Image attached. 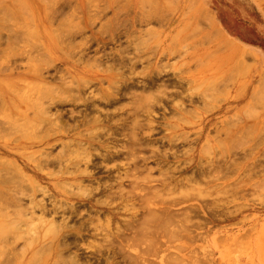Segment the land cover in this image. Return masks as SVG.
Instances as JSON below:
<instances>
[{
  "label": "rangeland",
  "instance_id": "obj_1",
  "mask_svg": "<svg viewBox=\"0 0 264 264\" xmlns=\"http://www.w3.org/2000/svg\"><path fill=\"white\" fill-rule=\"evenodd\" d=\"M15 1L13 3L12 0H0V14H2V16L0 15L2 17L0 18V39L3 38V41L6 38L10 40L13 36L15 37V33L19 37L18 39L16 36L18 39V44H15L18 47L15 46L16 50L11 44L13 40L11 39L10 41L11 47L15 51L18 50L17 54L11 48L10 50H5L8 47L7 45L3 53V49L0 46L2 49H0L2 51L0 55L1 53L5 54V56L3 55L4 57L0 56V159L2 162L11 160L19 167H22L25 163L34 165L31 162L40 159L39 154L43 153L41 151L47 152L49 149L48 151H50L52 156L60 151L65 152V147H67L66 152L67 149L70 150L71 148H73L71 149L72 151H75L74 149L79 150L78 144H76L79 139L76 138V135L81 131L85 135L96 132L105 133V131H114L116 135L121 132L120 134L124 135L130 129H126V127L122 129L118 124L122 118H126L127 124L134 117H137L136 120L139 119L140 123L146 124V121L149 120L152 124L150 126L146 124L148 127H142L143 131L141 130V132L145 135L151 134L154 138L158 137L160 139L153 144L155 147L157 143L156 147H159L158 150H177L178 156L176 162L173 160L175 168L171 161L166 164L167 167H165L166 165L162 166V169H166V174L163 170L159 172L157 168L152 170L151 176L153 178L150 176V185H157L158 180L161 179L160 173L162 175L164 173L165 176H162L164 178L169 175L167 172L170 171L171 174L173 168L175 170L174 175H176L175 179L178 181L175 184V180H173L168 186L162 188L164 192H159L155 200H167L171 197L181 198L178 204H173L169 208H172V210L178 209L179 213L192 215L190 223L196 224V228L192 229L198 232V236L197 233L192 232L196 236L189 234L190 236L187 235V237L189 236L190 238L187 239L180 236V238L178 237L179 239H176L177 241L171 242L172 245L181 244L178 249L173 247L170 249V246L169 249L165 250V245L169 241L166 243V237H163L162 240L165 242L160 239L161 249L159 247L158 252L155 255H150L149 258L157 264H177L175 259L179 260V257L181 259L185 257V263L180 259L178 264H182L181 262L186 264L188 262V257H186L188 253L189 256L195 255L193 257L190 256L194 261L198 257V262H195V264H264V82L263 84L259 82L261 77L262 79L264 78V71L262 70L264 69V0H157V2L154 0V3H152V0H43L45 3L42 0ZM155 7L159 9L158 12ZM2 10H6L5 13ZM10 34L11 38L8 37ZM59 38L62 40H59ZM205 38L208 42L199 43L201 39ZM64 39L66 40L62 43ZM224 41L225 46L221 44ZM226 43L228 44L226 45ZM0 44L4 48V43L0 42ZM216 45H223L224 48L222 49L221 46H218L220 47V49L217 47L219 51L213 53L212 50H216ZM210 50L211 52H209ZM228 54H232L235 56L234 59L237 60L232 59V63L230 61L227 63L225 55ZM205 55H208V57L205 58ZM42 58L46 62L40 61ZM224 61L226 62L224 63ZM238 61L241 64H237ZM244 61L249 66H245ZM233 63L234 65L236 63L235 68L237 71L231 70L229 72L230 68L233 67L234 69ZM35 64L37 66L33 67L32 65ZM54 64L57 66L59 64V66L57 67ZM222 64L227 65L224 66ZM39 65L45 69V72L40 70L44 78L40 76V73L38 74L40 77L36 74ZM237 65H239V68ZM111 67L116 71L115 74L113 73L114 71L111 72ZM31 68H36L37 72L35 73V69L31 71ZM100 68H107L106 72L104 71L105 69ZM108 68L110 72H108ZM226 68L228 69L227 71ZM8 69L10 70L8 71ZM12 69H15V71ZM24 69L27 72H33L34 75L22 72ZM97 69L103 70L105 73L99 72L100 70L98 71ZM54 72L56 73L54 74ZM232 72L233 74L237 73L236 76L232 75ZM112 73L114 75H111ZM49 74L56 76L53 77ZM216 75L219 78L222 75H226V78L224 77L221 80L218 78V81L215 82L214 77L216 79L218 77ZM60 76L63 80H60L61 78L58 79ZM78 77H81V79ZM154 77L158 79L157 81L155 80L157 83L151 82L150 79H154ZM86 79L88 84L83 93L85 96L93 94L94 97H97L107 95V93H113L112 95H114L116 89H119L120 94L118 93L114 96V98H119V101L115 102V104L113 103L112 106L111 104L104 105L98 102L97 108L99 110H87L89 112L87 113L88 117H92L94 114H99L102 117L105 112H111L113 115L111 113L110 115L115 116L111 118L110 124L112 122L115 126H118L116 129L114 126L112 128L105 123L80 125L79 121L84 113L81 100L77 99L78 101H75V99L74 102H71L72 104L64 101L69 91V94L72 93L70 96L75 97L74 91L66 90L68 84L74 87L76 86L75 84L81 85ZM223 79L227 80L224 83L228 84L227 86H224ZM10 80L14 83H11ZM53 80L56 82H53ZM58 80L63 81V83L57 82ZM64 80L67 82L65 81V83ZM34 82L37 86L34 90L35 92L38 91L36 93H39L37 94L39 97L35 96L36 93L32 84ZM36 82H40V89H38L39 86ZM147 83H149L148 87ZM43 84L45 85L43 86ZM125 84L126 88H124ZM7 85L12 86L14 92H12V87L8 88L12 89L11 91L8 90ZM51 85H59L58 87L61 89L64 88L63 92L60 88V91H55V89H52L54 86ZM1 87L3 88L1 89ZM39 91L42 94L41 96ZM122 91H125V93L121 95ZM53 92L54 94L58 93V98L63 93L66 96L60 98L61 100L58 98L56 100L54 94V97L49 95H52ZM45 94L48 96L46 97ZM84 95L81 94L80 96ZM41 97L43 102H45L44 99L46 98L47 101L43 103ZM54 100L57 102L55 103ZM58 100L61 101L60 106H58L60 104ZM62 100L64 101L63 103ZM40 101L42 103L40 106L43 107L44 105L43 108L40 106L38 108V102ZM32 102L37 108L31 107ZM52 102L55 103L53 104L56 107L51 104ZM139 103L141 104L140 106L144 105L143 107L150 108L151 115L149 116L151 117L146 118L145 112L140 110L132 111L133 106L139 105ZM47 106L50 108L48 109ZM40 110L41 112L45 110L47 114L45 112L42 114ZM90 113L93 115L89 116ZM36 114L37 118L45 119V116H47L53 120L49 123L45 121V124L44 121H41L42 125L39 124L36 129L34 128L33 133L30 128L31 125L29 123H27L29 125H25V123L28 122L26 121L27 119L33 125L36 121L39 122V119L33 120ZM32 120L35 122H32ZM65 120L69 125L68 127ZM73 123L74 126L77 124L79 126L77 125L74 128V126L72 127ZM45 128L47 133L44 132ZM67 129H71V132L66 131ZM40 130L46 135L54 132L57 134L58 132L59 134L68 132L70 137L38 144L40 138L44 137L41 136L44 134H41ZM136 130L138 134L141 133L140 129ZM28 131L30 133L26 135ZM239 131L249 132L246 133L247 137L242 132L245 136L244 138V136L240 137L242 133L240 132L239 134ZM23 133L24 136H22ZM102 133H98V136L101 134L100 138L98 137L100 140L103 139ZM39 134H41L40 138L37 137ZM115 134L113 137L118 139L116 140L118 144L115 143L118 146L124 141H121L122 135L116 136ZM169 135H176L180 138L178 142L176 141V147L166 143L167 140H163V136ZM161 137L163 138L162 140ZM69 139V142L73 143L74 147L70 148L72 145H64L65 147L62 145ZM161 141L162 146L160 145ZM52 143L53 145L51 146L50 144ZM85 144L89 151L94 149L91 152L93 153L94 162V153H96V149L99 150V148L95 149V147H99V145L97 142H86ZM107 144L112 145V143ZM75 146L78 148H75ZM200 148L207 151H201ZM148 149L150 148L146 147V152L145 149H138V153L141 152V154L147 156L150 151ZM6 152H11L14 156H9ZM3 157L7 160H3ZM95 159L98 160L97 157ZM99 160L98 162L96 161L98 163L97 167L90 165L88 170H94L93 177L100 178V182L105 180V177H103L104 172L101 171L104 165L111 166L109 164L116 165L117 163V166H112L118 167L119 170L121 169L119 165L124 166L121 164L126 162V159H115L108 162ZM151 161L149 159L147 165L152 166V168L156 167ZM214 165L216 167L213 168ZM49 167L43 168V172L51 171V167ZM53 167L56 171H52L57 173L58 168L56 166ZM83 167V164H80V168ZM125 167L122 168L124 169ZM4 168L1 169L0 167V173L3 170L2 174L5 173L3 178L10 179L8 173L11 172L7 168H5V172ZM97 168H100L101 172ZM211 168L218 173H213ZM123 169L122 172L124 171ZM201 170H205L203 171L205 177L199 178L197 173L200 174ZM116 171L115 169L114 172ZM211 171L214 174L213 176L217 174L216 176L219 177L213 182L216 184H213L214 186L209 184V180L213 179ZM2 174H0L1 178ZM24 174H27L28 178L24 177L27 181L20 180L18 177L10 180L12 186L17 185V183L21 185L19 187L21 190L15 188L18 186H13L14 190H12L14 192L9 189L12 188L10 187L11 185L6 184L10 181L5 178L6 181H4L0 178V181L6 182V185L0 182V223L3 221L5 224L9 222L16 224V227L12 224L13 226L11 225L7 232V228L4 227L6 225L3 226L4 228L2 227L3 229L0 228V231H4L6 228L5 233L3 235L2 233L0 234V264H70L69 252L63 253L58 250L57 243L60 238L58 237L57 239L55 232L52 233L46 227L45 221L50 216L46 215L41 220L39 219V210L37 208L31 210L28 207V194H30L31 190L30 188V190L28 189V186L30 187L29 184H31L30 180L34 179L33 181H37L40 186L49 188H52L51 184L53 181L54 183L60 182L53 179L47 181L40 179L34 171H29V169H25ZM140 176L145 181L142 178L143 174H140ZM140 176L136 174L137 178ZM187 176H193L194 179L197 177L196 181L199 178V183H181L186 181ZM94 178L84 181L82 186L85 184L88 186L89 183L92 185L95 181ZM205 179H209L207 180L208 183L207 181L204 182ZM127 180L124 179L123 187L126 190H130L131 186L127 183L129 182ZM138 181L139 183L142 182L141 180ZM61 183L66 185L63 181ZM196 184L198 185L197 188L201 187L200 191L196 187L194 189ZM91 185L88 187H94ZM1 186H4L6 190ZM59 187L61 188L60 185ZM160 187L158 186L157 188L160 189ZM66 188L69 187L66 186ZM8 189L11 194L17 191L15 196L18 195L21 198L20 201H17L14 198L15 196L12 197L13 194H8ZM15 189L17 190L15 191ZM147 190L150 191V189ZM151 190L153 191V189ZM144 191L146 193V189ZM7 194L11 197L9 198ZM47 194L41 191L34 192L35 199H41L48 205L49 200L52 202L54 200L49 198ZM94 195L95 198L104 197L100 194ZM57 197L59 200H64L62 196ZM9 199L13 203L8 202ZM68 200L71 203H75V205L80 204L77 203L75 198H69ZM134 201L139 206L137 199H134ZM132 202L133 200L127 201L130 204ZM83 203L85 202H82L80 207L77 206L78 210L81 207L85 208V210H94V208L89 207V204L86 207L85 205L82 206ZM127 205L128 208L131 207L129 204ZM78 210L77 214L73 213L75 217L72 214L68 215V213L66 215L67 225L69 224L68 226L72 227V232L78 229L79 221L84 220L86 216L84 215V212H86L84 209L83 211L80 209L79 211L82 212L79 214ZM118 216L120 217L115 218L113 226L117 225L120 228L122 226L121 229H123L125 226L123 222H119V218L122 221L129 218L130 211ZM54 219L60 222V215L56 214ZM52 235L55 237L53 238ZM50 236L53 238L51 241ZM94 240L96 241L95 238L88 237L82 241H77V248L72 245L70 248L71 252L83 254L84 256L80 262L87 261L88 264H123L119 257L116 258L119 262L107 263L100 253H89V251H94V248H92V246L95 247L94 243L96 242ZM86 247L88 248L85 249ZM175 253L178 255H175ZM200 254L203 256L207 255L206 259L208 260L205 257V262L201 260L202 256ZM160 258H163L164 261L160 262ZM200 260L201 262H199ZM194 261L191 263L194 264Z\"/></svg>",
  "mask_w": 264,
  "mask_h": 264
},
{
  "label": "bare ground",
  "instance_id": "obj_2",
  "mask_svg": "<svg viewBox=\"0 0 264 264\" xmlns=\"http://www.w3.org/2000/svg\"><path fill=\"white\" fill-rule=\"evenodd\" d=\"M13 1V3H14V1L15 0H12ZM17 1V0H16ZM15 1V2H16ZM43 1V0H42ZM151 1V0H150ZM154 0H152V3H154L153 2ZM19 2V1H18ZM44 2V1H43ZM156 2H157V0H156ZM155 2V3H156ZM45 3V2H44ZM17 5V4H16ZM16 5H13V6H16ZM45 6V5H44ZM5 8V7H4ZM49 8V7H48ZM156 8V10H157V12L159 11V9L157 8V7H155ZM1 10V9H0ZM4 13H5V11L6 10H2ZM2 12V13H3ZM1 13V12H0ZM4 13H3V15H4ZM8 13V12H7ZM6 13V14H7ZM29 13H30V10H29ZM1 16H2V14H0ZM11 16V15H10ZM0 18H2V17H0ZM47 21V20H46ZM14 23V22H13ZM13 23H10V24H13ZM31 24H33V23H31ZM61 28H62V25H61ZM64 28H66V27H64ZM58 29V28H57ZM56 30V29H55ZM73 31V30H72ZM61 32V31H60ZM68 32H69V30H68ZM70 32H71V29H70ZM69 32V33H70ZM15 33V32H14ZM13 33V34H14ZM12 34V33H11ZM11 34H10V36H8V37H10L11 38ZM15 35V37L13 36V38H11L13 41H11V39L10 40H7V38H6V40H4L3 41V38H1L0 39V42H2V43H4V48L2 47L3 45H1L0 44V46H1V48L3 49H1L2 51H3V53L5 52L4 51V49H5V46L7 47L5 50H10V48L11 49H13V51L16 53V52H18V50L17 51H15L16 50V48H15V46L17 47V45H15L16 43L18 44V39H19V37L16 35V33L14 34ZM16 36H17V38H16ZM214 36H215V34H214ZM217 36V35H216ZM63 38H65V37H63ZM204 38V37H203ZM207 38V37H206ZM205 38V39H206ZM14 39H16L15 41H14ZM200 39V38H199ZM201 39L200 41H199V43L200 42H203V43H206V42H208V40L206 39ZM210 39H212L211 37H210ZM2 40V41H1ZM59 40H62L61 38H59ZM66 39H64L63 41H62V43H64V41H65ZM6 41H7V44H6ZM10 41L12 42L11 44L13 45V47L15 48V50H14V48L13 47H11V45H10ZM198 41V40H197ZM205 41V42H204ZM214 41V40H213ZM8 42H9V44H8ZM14 42V43H13ZM61 42V41H60ZM198 43V42H197ZM230 43V42H229ZM66 44V43H65ZM64 44V45H65ZM210 44H211V42H210ZM221 44H224V46H225V41L223 42V43H221ZM228 43H226V45H227ZM201 45V44H200ZM10 46V47H9ZM218 46H221V48L223 49L224 48V46L223 45H218ZM217 45L215 46V49L216 50H212V52L214 53L215 51H219L218 49H217V47H218ZM223 46V47H222ZM239 46V45H238ZM66 47V46H65ZM227 47V46H226ZM228 47H229V45H228ZM233 47H234V45H233ZM236 47V46H235ZM240 47V46H239ZM238 47V48H239ZM18 48V47H17ZM67 48V47H66ZM219 49H220V47H218ZM241 48V47H240ZM208 49V48H207ZM212 49V48H211ZM226 49V48H225ZM233 49V48H232ZM235 49V48H234ZM19 50H21V49H19ZM242 50V49H241ZM2 51H0V52H2ZM45 51H47L46 49H45ZM238 51H240V50H238ZM208 52V51H207ZM209 52H211V50L209 51ZM208 52V53H209ZM221 53H222V51H220ZM245 52V51H244ZM13 53V52H12ZM208 53H205V54H208ZM217 53V52H216ZM215 53V54H216ZM219 53V52H218ZM230 53V52H229ZM17 54V53H16ZM41 55H42V53H40ZM45 54V53H44ZM50 54V53H49ZM5 56V54H2L1 53V57H4ZM37 55H39V54H37ZM48 55V54H47ZM70 55H71V53H70ZM218 55V54H217ZM245 55V54H244ZM243 55V56H244ZM51 56V55H50ZM53 56V55H52ZM206 57L205 58H207L208 57V55H205ZM216 56V55H215ZM242 56V57H243ZM247 56V55H246ZM210 57H212V56H210ZM239 57V56H238ZM237 57V58H238ZM6 58V57H5ZM52 58V57H51ZM225 58H227V63H228V61H230L231 63H232V59H234L235 58V56H233L232 54H228V55H225ZM44 58H42V60H40V61H44L43 60ZM209 59V58H208ZM113 60V59H112ZM234 60H237V59H234ZM60 61H62L61 59H60ZM226 61H224V63L226 62ZM44 62H46V60L44 61ZM43 62V63H44ZM211 62V61H210ZM245 62V61H244ZM114 63V62H113ZM213 63V62H212ZM222 63V62H221ZM220 63V64H221ZM238 63H240L239 61L237 62V64ZM110 64H112L111 62H110ZM218 64H219V62H218ZM241 64V63H240ZM239 64V65H240ZM243 64V63H242ZM246 64V62L244 63V65ZM55 65V64H54ZM222 65H224V66H226L227 64H222ZM221 65V66H222ZM234 65V63L232 64V66ZM235 65H236V63H235ZM235 65H234V69H233V67L232 68H230V71L229 72H231V70L233 71V70H235V71H237V69L235 68ZM239 65H237L238 66V68H239ZM243 65V66H244ZM33 67L35 66H37V64H35V65H32ZM40 66V65H39ZM37 67L38 69H37V71H36V68H31V71L33 70L34 71V69H35V73L38 75L39 73H40V70H45V69H43V68H41V66L40 67ZM55 66H57V65H55ZM58 66H59V64H58ZM57 66V67H58ZM224 66H223V70H224ZM236 66V67H237ZM245 66H249L248 64H246ZM31 67V66H30ZM88 67H89V65H88ZM108 67H110V66H108ZM218 67V66H217ZM113 67H111V69H112ZM214 68H216V67H214ZM219 68H220V66H219ZM228 68V67H227ZM226 68V71L229 69H227ZM27 70H28V68H26ZM47 69V68H46ZM91 69V68H90ZM100 69H105V68H100ZM100 69H97L98 71L100 70ZM107 69V68H106ZM106 69L104 70L105 72H106ZM217 69V68H216ZM221 69V71H222V68H220ZM220 69H217V70H220ZM5 70V69H4ZM10 69H8V71H9ZM13 70V69H12ZM27 70L25 71V69H24V71H22V72H27ZM96 70V69H95ZM108 70H109V68H108ZM107 70V71H108ZM263 71H264V69H262ZM1 71H3V70H1ZM8 71H6V72H8ZM13 71H15V69L13 70ZM54 71V70H53ZM103 70L101 71H99V72H104ZM114 70L112 69L111 70V72H113ZM5 72V71H4ZM45 72V71H44ZM48 72V71H47ZM104 72V73H105ZM108 72H110V70L108 71ZM115 72L116 71H114L113 73L115 74ZM120 72V71H119ZM119 72H117L118 74H120ZM218 72V71H217ZM220 72V71H219ZM223 72V71H222ZM27 73H30V72H27ZM42 73V72H41ZM40 73V76H43V73L41 74ZM56 72H54V74H55ZM111 74V75H114V74ZM228 73V72H227ZM30 74H32V75H34V73L32 72V73H30ZM47 74V73H46ZM54 74H52V75H50V76H56V75H54ZM237 74V73H236ZM236 74L234 73L233 74V72H232V75H235L236 76ZM37 75H35V76H37ZM49 75H48V77H49ZM157 75V74H156ZM231 75V74H230ZM261 75V74H260ZM264 75V74H263ZM14 76V75H13ZM39 75H38V77H40ZM78 76V75H77ZM80 76H81V74H80ZM216 76H218V75H216ZM219 76H220V74H219ZM219 76L217 77V79H216V77H214L215 78V82H217L218 81V78H219ZM226 75H222V77H220L219 78V80H221L222 78H224ZM20 77V76H19ZM58 77V76H57ZM82 77H83V74H82ZM156 77V76H155ZM154 77V79H150L151 80V82L152 83H154V82H156L158 79H156ZM230 77V76H229ZM232 77H234V76H232ZM11 78H13V77H11ZM21 78H22V76H21ZM28 78V77H27ZM30 78V77H29ZM35 78V77H34ZM42 78H44V76L42 77ZM51 78V77H50ZM61 78V79H60ZM78 78H80L81 79V77H78ZM213 78V79H214ZM226 78V77H225ZM227 78H228V76H227ZM235 78V77H234ZM233 78V79H234ZM1 79V78H0ZM39 79H41V78H39ZM47 79V78H46ZM46 79H45V81H46ZM56 79V78H55ZM58 79H60V80H63L62 79V77L60 76ZM76 79V78H75ZM12 80V79H11ZM10 80V82L11 83H14V82H12ZM35 80H37V79H35ZM47 80H49V79H47ZM51 80V79H50ZM60 80H58L57 82H62L63 83V81H60ZM156 80V81H155ZM52 81V80H51ZM66 80H64V82H65ZM70 81V80H69ZM84 81V80H83ZM82 81V82H83ZM223 84L227 81V80H224L223 79ZM258 81V80H257ZM257 81H255V82H257ZM262 81V82H261ZM19 82H20V80H19ZM22 82H24V81H22ZM41 83H42V81H40ZM40 82H36V83H38L37 85L39 86V88L38 89H40L41 87H40ZM53 82H56V81H54L53 80ZM67 82V81H66ZM65 82V83H66ZM235 82V81H234ZM260 82V84H263V82H264V78L262 79V77H261V80L259 81ZM28 83V82H27ZM30 83V82H29ZM61 83V84H62ZM68 83H70V82H68ZM81 83V82H80ZM157 83V82H156ZM9 84V83H8ZM33 84V86H34V88H33V90L37 87L36 86V84H35V82L34 83H32ZM35 84V85H34ZM87 84H88V81H87V79H86V81H84L83 83H81V85H77V84H75L76 86H74V87H71V86H69V84H68V87L66 88V90H72V91H74L75 92V97L74 96H70V94H72V93H70L69 94V92L67 93L68 95L66 96V94L65 93H61L60 92V94H62L61 95V97L59 96V98L57 97V95H58V93L57 94H54V92L52 93V95L51 94H49L50 95V97L51 96H53V94H54V96H56L55 98H56V100H57V98L58 99H60V98H62V97H64V96H66L64 99V101H67L68 103L70 102H74V100L75 101H78L77 99H80L81 101V103H82V109L84 110V113L82 114L83 116H82V118L80 119V125H88V124H101V123H105L106 125H109V126H114V128L116 129V127H118V126H115L112 122H111V124H110V120H111V118L112 117H114V116H112V115H110V113L108 112H105L104 114H103V118L102 117H100L99 116V114H97V115H93V114H91L90 113V115L89 116H91V115H93L92 117H88L87 116V113H89V112H87V110L89 111V110H92V109H96V111L97 110H99L98 108H97V103L99 102V103H103L104 105H110L111 104V106H112V104L114 103L115 104V102H117V101H119V98H114V96L115 95H117L118 93L120 94V92H119V89L117 88L116 89V93L114 94V95H112V94H109V93H107V95H104V96H97V97H94V95L92 94V95H89V96H85L83 93H84V91H85V88L87 87ZM148 85H147V87L149 86V83H147ZM257 85H259L258 83H256ZM45 84H43V86H44ZM63 85V84H62ZM61 85V86H62ZM227 86L228 84H224V86ZM8 87H7V89L10 87L9 85H7ZM32 86V87H33ZM51 86H54V88H52V89H55V91H60V87H58L57 85H51ZM50 86V87H51ZM146 86V85H145ZM12 87V86H11ZM10 87V88H11ZM58 87V88H57ZM3 87H1V89H2ZM6 88V87H5ZM13 88V87H12ZM60 88V89H59ZM114 88V87H113ZM112 88V89H113ZM124 88H126V84H125V86H124ZM128 88V87H127ZM64 89V88H63ZM63 89H61V91L63 90ZM8 90H10V89H8ZM12 90V89H11ZM10 90V91H11ZM42 90V89H41ZM40 90V91H41ZM39 91V92H40ZM114 91V90H113ZM8 92V91H7ZM12 92H14V88H13V90H12ZM34 92H35V90H34ZM36 92H38V91H36ZM35 92V93H36ZM63 92V91H62ZM64 92H66V91H64ZM123 92V91H122ZM56 93V92H55ZM125 93V91L123 92V93H121V95L122 94H124ZM37 94H39V93H36V97L38 96ZM59 94V95H60ZM84 95V96H80V95ZM3 95V94H2ZM42 94H41V92H40V96H41ZM44 95V94H43ZM46 95V94H45ZM74 95V94H73ZM253 95V94H252ZM48 95H46V97H47ZM53 96V97H54ZM120 96V95H119ZM39 97V96H38ZM43 98H45L44 96H42ZM41 97V98H42ZM52 97V98H53ZM123 97V96H122ZM122 97H121V99H122ZM43 98L41 99V101L43 100ZM49 98V97H48ZM52 98H50V99H52ZM38 99V98H37ZM4 100V99H3ZM35 100H36V98H35ZM34 100V101H35ZM45 100V102L47 101V98L46 99H44ZM61 100V99H60ZM60 100H58V103H59V101ZM145 100V99H144ZM33 101V102H34ZM38 101H39V99H38ZM41 101L40 102H38V108H39V106L40 105H42V103H41ZM55 101V100H54ZM63 100H62V103L64 102ZM33 102H32V105H34L33 104ZM43 102V101H42ZM45 102H43V103H45ZM57 101H55V103H56ZM66 102V103H67ZM139 102V101H138ZM145 102V101H144ZM35 103V102H34ZM41 103V104H40ZM54 102H52L51 104L52 105H54L53 104ZM98 103V104H99ZM141 103V102H140ZM139 103V105H136V106H133V109H132V111H134V112H136V111H143V112H145V116H146V118L147 117H151V116H149V115H151V113H150V108L149 107H143L144 105L146 106V102H145V104L143 105V106H140L141 104ZM149 103V102H148ZM72 104V103H71ZM134 104V103H133ZM31 105V107H33V108H37V106L35 107V105L34 106H32ZM37 105V104H36ZM61 105V101H60V104L58 105V106H60ZM135 105V104H134ZM150 105V104H149ZM50 106V105H49ZM55 106V105H54ZM53 106V107H54ZM40 107H42V106H40ZM43 107H44V105H43ZM42 107V108H43ZM45 107H46V105H45ZM48 107V106H47ZM56 107V106H55ZM54 107V108H55ZM123 107V106H122ZM131 107H132V105H131ZM50 107H48V109H49ZM59 108V107H58ZM57 108V109H58ZM140 108V109H139ZM142 108H143V110H142ZM56 109V108H55ZM81 109V110H82ZM120 109V108H119ZM36 110V109H35ZM80 110V111H81ZM122 110H123V108H122ZM40 112H41V110H40ZM43 112H45L46 113V111L45 110H43ZM43 112H41L42 114H43ZM95 113V112H94ZM114 113V112H113ZM35 114V113H34ZM47 114V113H46ZM45 115V114H44ZM58 115V114H57ZM136 115V114H135ZM39 116V115H38ZM43 116V115H42ZM41 116V117H42ZM111 116V117H110ZM47 116H45V119L44 118H37V114L35 115V118L33 117V120H40L39 122L38 121H33L32 120V122H35L34 123V125L32 124V123H30V121H29V119H27L26 121H28V122H26L25 123V125H31V131L33 132L36 128H37V126L39 125V124H41V121L43 122L44 121V124H45V121H46V123H49L50 121H52L50 118H46ZM71 118V117H70ZM44 119V120H43ZM126 118H122L121 120H119L120 122L118 123L120 126H121V128L123 129H125V127H126V129H130L129 130V132L128 133H126V134H124V135H122V134H120L121 132H119V133H117L118 135H122V138H121V141H124L122 144H120V145H116V144H118V143H116V140H118L116 137H113L114 136V134L116 133V132H110V131H105V133H102V132H96V133H93V132H90V133H93V134H87V135H85V133L83 132V131H81L79 134H77L76 135V138H78L79 139V141H77V143L76 144H78L77 146L79 147V150L78 149H74L75 151H72L71 149H73V148H71V147H74L72 144H71V142H69L70 141V139L69 140H67V142H64L62 145L64 146V145H66V146H69V145H72V146H70V150L69 149H67V152H66V148L67 147H65V152L64 151H60L58 154H55V155H50V151H48L47 150V152H44V151H41V152H43V153H41V154H39V156H40V159L38 160H36V161H33V162H31V163H33L34 165H31V164H29V163H25L24 165H22V167H19L16 163H14V161H11V160H8V161H6V162H2V160L0 159V167H1V169L3 168V167H5V168H7L8 169V171L9 172H11V173H8L9 174V176H10V179H8V178H6V177H4L6 180H13L12 178H14V177H18L20 180H22L23 179V181H27V180H25L26 178H28L25 174H24V172H25V169H29V171L31 170V171H34L35 172V174H36V176H38L40 179H44V180H50V179H53V180H57V182H65V184L66 185H64V184H60V183H54V181L52 182V184H51V187L52 188H49V187H44V186H40V184H38L37 183V181H33V180H30L31 181V184H29V183H27V184H29L30 185V187L28 186V189L30 190V194H28V207L31 209V210H34V208H37L38 210H39V212H40V216H39V219H43V217L44 216H46V215H48V216H50V218L48 219V220H46L45 221V224H46V227H48L47 229L48 230H50L52 233L53 232H55V234H56V236H57V239H58V237L60 238V240L58 241V245H57V247H58V250L59 251H62L63 253L64 252H69L68 253V257H69V260H71V262H70V264H88L87 263V261H84V262H80L81 261V259L83 258V254L81 255V253L79 252V253H75V252H71V246L73 245L74 246V248H77V241H82V240H84V239H86V238H88V237H93V238H95L96 239V241L94 240V242H96V243H94L95 244V247L94 246H92V248H94V251H89V253H93V252H97V253H100L101 255H102V258H104L105 260H106V262L107 263H112V262H114V261H116V262H119V261H117L116 260V258L117 257H119V258H121V261H122V263L123 264H157V263H154L155 261H152V259L151 258H149V256L150 255H155L157 252H158V249H159V247H160V239L162 240V238L163 237H166V243L169 241V243H173V241H177L176 239H179L180 238V236H182V238H184V237H186L185 239H187V238H190L189 236L192 234V236H196V234L195 235H193V233L192 232H194V233H197V236H198V232L197 231H193L194 229H192V228H196V224L194 225V224H191L190 223V218H191V216L192 215H188V214H185V213H179V210L177 209H175V210H172V208H169V206H171L172 207V205L173 204H178L180 201H181V198H175V197H171L170 199H167V200H162V199H158V200H155L156 199V197L158 196V193L159 192H164V189H162V188H164V187H166V186H168L169 184H170V182L171 181H173V180H175V184L176 183H178V181L175 179L176 177V175H174V172H175V170H173L175 167V165H174V162H173V160H175V162L177 161L176 159H177V150L176 151H173V150H166V151H163V150H158V148L156 147L157 146V143H156V146L154 147V143L158 140H160V139H158V137L157 138H154L153 137V135H151V134H147V135H145L144 133H142L141 132V128L143 127H145V126H150V124H152L149 120L148 121H146V124L145 123H140L138 120H136L137 119V117H134L132 120H130L129 121V123L127 124V120H125ZM66 121V120H65ZM64 121V122H65ZM27 123H29V124H27ZM63 123V122H62ZM66 123H67V121H66ZM65 123V124H66ZM75 123V122H74ZM74 123H73V125H72V127L74 126ZM78 123V122H77ZM113 124V125H112ZM117 124V123H116ZM143 124H144V126H143ZM42 125V124H41ZM71 125V124H70ZM78 126H79V124H77ZM76 125V126H77ZM44 126V125H43ZM69 125H68V123H67V127H68ZM76 126H74V128H76ZM147 126V127H148ZM45 127V126H44ZM43 127V128H44ZM35 128V129H34ZM39 128V127H38ZM82 128H83V126H82ZM113 128V127H112ZM34 129V130H33ZM41 130H43L42 128H40ZM80 129V128H79ZM136 129H140V132L142 133H140V134H138V132H136L137 130ZM40 130V131H41ZM71 130V129H70ZM70 130H66V131H70ZM103 130V129H102ZM76 131V130H75ZM143 131V130H142ZM42 132V131H41ZM44 132H46V128L44 129ZM71 132V131H70ZM73 132V131H72ZM79 132V131H78ZM78 132H75V133H78ZM86 132V131H85ZM88 132V131H87ZM240 132L241 131H239L238 133L240 134ZM242 132H244V131H242ZM241 132V133H242ZM249 132V131H248ZM247 131H245L244 132V135L247 137V134L246 133H248ZM27 133H30L29 131L28 132H26V135H27ZM34 133V132H33ZM47 133V132H46ZM82 133V134H81ZM84 133V134H83ZM98 133H102V140H100V139H98V137L99 136H101V134L98 136ZM41 134H44V135H41ZM41 134H39L37 137H39L40 138V135L41 136H44V137H42V138H40V142H38V144L39 143H42V144H45V143H48L49 141H53V140H57V139H60V138H63V137H70L69 136V134H68V132H66V133H61V134H59V132H58V134L57 133H52V134H45V133H41ZM105 134V135H104ZM116 135V134H115ZM118 135H116V136H118ZM243 135V133H242V136H240V137H243L244 136ZM249 135V134H248ZM22 136H24V133L22 134ZM105 136V137H104ZM245 136H244V138H245ZM26 137H28V136H26ZM123 137H124V139H123ZM263 137V136H262ZM262 137H259V138H262ZM100 138V137H99ZM164 138V139H163ZM163 138L161 137V140L163 139V140H167L166 141V143H168L169 145H175V147H176V145H177V142H178V139H180L178 136H174V135H169V136H163ZM182 138V137H181ZM258 138V139H259ZM37 139V138H36ZM36 139H35V141H36ZM183 139H184V137H183ZM74 140V139H73ZM18 141V140H17ZM177 141V142H176ZM70 144H69V143ZM75 142V141H74ZM86 142H89V143H91V142H97L98 143V145H99V147H95V149L96 148H99V150H97L96 149V153H94V155L98 158V160L99 159H101L102 160V162H104V161H106V162H108V161H110V160H115V159H126V162H124L123 164H121V165H124V166H120L119 164V168L121 167V169H119L118 170V167H114V166H117V163H116V165L115 164H109V165H111V166H106V165H104V168H102V170L101 171H103L104 172V176L103 177H105V180H103V181H101L100 182V178L98 179V178H94L93 176H94V170L93 171H91V170H88V168L90 167V165H94L95 167H97L98 166V163H96V161L98 162V160L97 159H95L96 157L94 156V162H93V156H92V154L93 153H91V152H93V150L92 151H89L88 150V147H87V145L85 144ZM107 143H112V145L110 144V145H108ZM116 143V144H115ZM161 144V146H162V141L160 142ZM51 146L53 145V143L52 144H50ZM49 145V146H50ZM86 145V146H85ZM90 145V144H89ZM88 145V146H89ZM101 145V146H100ZM50 146V147H51ZM62 146V147H63ZM143 146V148H141ZM149 146V147H148ZM150 146H152V147H150ZM49 147V148H50ZM78 147H76L75 146V148H78ZM146 147L147 148H150V149H148V150H150L149 151V154H147V156H145V155H143V154H141V152L140 153H138V149H145V152H146ZM205 147V146H204ZM1 148V147H0ZM45 148H47V147H45ZM172 149H173V147H171ZM170 148V149H171ZM201 148H203V147H201ZM200 148V149H201ZM10 149V148H9ZM14 150V149H13ZM51 150V149H50ZM76 150H77V152H76ZM102 150V151H101ZM142 150V151H143ZM171 151H173V152H171ZM201 151H204V149H201ZM205 151H207V150H205ZM204 151V152H205ZM3 152V151H2ZM15 152V151H14ZM168 152H170V153H168ZM204 152H203V154H204ZM6 154L7 155H9V156H14L11 152H6ZM74 154V155H73ZM73 155V156H72ZM16 156V155H15ZM30 156V155H29ZM31 157V156H30ZM2 158V157H1ZM16 158V157H15ZM32 159H33V157H31ZM30 159V158H29ZM35 159V158H34ZM149 159L150 160H152L151 162H153L154 164H155V166L156 167H153L152 168V166L150 167V165H147V163H148V161H149ZM3 160H7V159H5L4 157H3ZM15 160V159H14ZM27 160V159H26ZM100 161V160H99ZM173 162V169L171 170V174H170V171L169 172H167V174L169 173V175H166V177H164V178H162V176L164 175V173H163V175H162V173H160V175H161V179L160 180H158V183H157V185H155L154 186V184H152V185H150L151 184V181H150V176H151V174L153 173V171L152 170H154V168L156 169L157 168V170L159 171V172H161V170H163V172H165V168L164 169H162L163 167L162 166H165L166 164H168L169 162ZM17 162V161H16ZM106 162H105V164H106ZM123 162V161H122ZM101 163V162H100ZM80 164H83V168H80ZM211 164V163H210ZM97 165V166H96ZM100 165V164H99ZM112 165H114V166H112ZM125 165H126V167H125ZM47 166H50L51 167V171L52 170H54V171H56V169H54V167L53 166H56L58 169H57V173L56 172H54V171H46V172H43V168H45V167H47ZM102 166V165H101ZM49 167V168H50ZM95 167H93L92 166V168L93 169H95ZM100 167V166H99ZM103 167V166H102ZM122 167H125L124 169L122 168ZM165 167H167V165L165 166ZM211 167H212V164H211ZM214 167H216L215 165L213 166V168ZM4 168V169H5ZM53 168V169H52ZM172 168V167H171ZM179 168V167H178ZM1 169H0V172H1ZM46 169H48V168H46ZM97 169H99V171H100V168H97ZM96 169V170H97ZM117 170L116 172H114V170ZM122 169L124 170L123 172H122ZM176 169H177V167H176ZM203 169V168H202ZM216 169V168H215ZM214 169V170H215ZM218 169V168H217ZM121 170V171H120ZM180 170V169H179ZM211 170L213 171V169L211 168ZM7 171V172H8ZM98 171V170H97ZM100 171V172H101ZM157 171V172H158ZM187 171V170H186ZM203 171H205V170H201L200 171V174L199 173H197L198 174V176L197 177H203L204 175H205V173L203 172ZM210 171V170H209ZM212 171H211V175L213 176L214 174H212ZM4 171L2 170V173H3ZM5 172H6V169H5ZM177 172V171H176ZM180 172H182L181 170H180ZM215 171H213V173H214ZM2 173H0V174H2ZM55 173V174H54ZM191 173H193V172H191ZM204 173V174H203ZM215 173H218V172H215ZM5 174V173H4ZM4 174H2V178L1 179H3L4 181H6L4 178H3V175ZM136 174H137V176L139 175L140 176V174L142 175L143 174V179L145 180V181H143L142 179H141V176L140 177H136ZM165 174H166V172H165ZM203 174V175H202ZM144 175H148V176H145L144 177ZM192 175V174H191ZM191 175H189V176H191ZM211 175H209V176H211ZM217 175V174H216ZM211 176L213 179L210 181L209 179H205V181L204 182H206L207 180H209V184H210V186H212L213 184L214 185H216L215 183H213V182H215V180L216 179H218L219 177L218 176ZM5 176V175H4ZM8 176V177H9ZM165 176V175H164ZM189 176H187V178H186V181L185 182H181V183H190V182H192V184H195L196 182L197 183H199L198 182V180H199V178H198V180L196 181V179H197V177H196V179H194V177L192 176V177H189ZM207 176V175H206ZM24 177H26V178H24ZM152 177V176H151ZM186 177V176H185ZM205 177V176H204ZM211 177H209V178H211ZM218 177V178H217ZM95 179V181L93 182V186L94 187H91V188H89L88 186L89 185H91L90 183L88 184V186H87V184H85V185H83L82 186V183L84 182V181H89V180H91V179ZM153 178V177H152ZM124 179H128L127 181H129V182H127V183H129V185L131 186V189L129 190H126V189H124V187H123V185H124ZM141 180L140 182L141 183H139V181L138 180ZM157 179H159V177H157ZM15 180H17V181H19L18 179H15ZM98 180V181H97ZM153 180V179H152ZM2 182V181H0L1 182V184L3 183V184H5L6 182ZM8 182V181H7ZM96 182V183H95ZM218 182V181H217ZM11 183V181L10 182H8V183H6L7 185L8 184H10ZM15 183V182H14ZM17 183V182H16ZM50 183H51V181H50ZM72 183H74V185H72ZM96 184V186H95V184ZM201 183V182H200ZM207 183H208V181H207ZM212 183V184H211ZM5 184V185H6ZM12 184V183H11ZM10 184V185H11ZM156 184V183H155ZM20 184L19 183H17V185H13V186H18V187H15V188H18V190H21V188L19 189V187H21V185L19 186ZM59 185L61 186V188L59 187ZM64 185V186H63ZM91 185V186H92ZM213 185V186H214ZM13 186L11 185L10 187H12V188H9V189H11V191H13L14 189H13ZM66 186H68L69 188H66ZM72 186H73V189L75 188V190H73L72 189ZM158 186H161L160 187V189H158L157 187ZM197 184H196V186L194 185V189H195V187L197 188ZM1 187H3V189H5V187L4 186H1ZM64 187V188H63ZM152 187H154V188H152ZM202 188H203V185H202ZM1 189V188H0ZM2 189V190H3ZM8 189V190H9ZM13 189V190H12ZM146 189V193H145V190ZM147 189H150V191L149 190H147ZM151 189H153V191L151 190ZM6 190V189H5ZM8 190H7V192H8ZM17 189H15V191H16ZM197 190L198 191H200L201 190V187H198L197 188ZM35 191H41L42 193H48L47 194V196L49 197V198H53V202L52 201H50L49 200V202H48V205H47V203H44L41 199H35V196H34V192ZM152 191V192H151ZM3 192V191H2ZM6 192V193H7ZM14 192V191H13ZM25 192V191H24ZM150 192V193H149ZM154 192V193H153ZM10 193V190H9V192H8V194ZM8 194H7V196H8ZM11 194V193H10ZM13 194V193H12ZM11 194V195H12ZM17 194V191L12 195V197H14L15 195ZM18 194H20V193H18ZM94 194H100L101 196H104L103 198H95L94 196ZM57 196H62L63 198H64V200L62 201V199L61 200H59V199H57L58 197ZM9 197V196H8ZM11 197V196H10ZM9 197V198H10ZM15 199H17V201L19 200L20 201V197H18V195L17 196H15L14 197ZM69 198H75L76 199V201H77V203H80V204H77V205H75V203H71V202H69L70 200H68ZM134 199H137V202L139 203V206L137 205V203L135 204L134 202L136 201H134ZM12 200V199H11ZM130 200H133V202L130 204V203H127V201H130ZM152 200V201H151ZM16 201V200H15ZM8 202H10V199L8 200ZM82 202H85V203H83L82 204V206L83 205H85V207H86V205L87 204H89V207L91 208H94V210L93 209H89V210H85V208H83V207H81V208H79V210L81 209L82 211H83V209H84V211H86V212H84V213H81V214H84V215H86L85 216V218H84V215H83V218H84V220H80L79 221V225H78V229L75 231V232H72L71 231V226H68L67 225V217H66V215H67V213H68V215H73V213L75 214L76 212H77V206H81V203ZM10 203H13V201L12 202H10ZM14 204H16V203H14ZM127 204H129L131 207L130 208H128L127 206ZM17 206H19L18 204H16ZM137 205V206H136ZM140 208V209H139ZM195 208V207H194ZM131 209V210H130ZM78 210V214L80 213V212H82V211H79ZM193 210V209H192ZM195 210V209H194ZM92 211H93V213H92ZM126 211H130V216H128L129 218H126V219H123V221L121 220V218H119L120 220H119V222L121 223V222H123V224H124V226H125V228H123V229H121L122 228V226H121V228H120V226H113L114 224H113V221L115 220V218H117V217H120V216H118V215H120V214H124ZM56 214H59L60 215V222H58L56 219H54V217L56 216ZM77 214V213H76ZM193 214V213H192ZM195 214V213H194ZM64 215V216H63ZM122 216V215H121ZM73 217H75V215H73ZM81 217H82V215H81ZM123 217V216H122ZM181 217V218H180ZM193 217V216H192ZM77 219V218H76ZM20 221V220H19ZM117 221V220H116ZM115 222V221H114ZM118 222V223H119ZM3 225H2V224ZM0 223V228H2L4 225H6V226H4V227H6L7 228V230H6V228L4 229V231H0V234L2 233V235H3V233H5V230H6V232L8 231V228L10 227L11 228V225L13 224V222L11 223V222H9L8 224H9V226H8V224H5L3 221ZM188 223H190V224H188ZM13 225H15V227H16V224H13ZM12 225V226H13ZM8 226V227H7ZM3 227V228H4ZM2 228V229H3ZM9 228V229H10ZM13 228V227H12ZM190 234V235H189ZM2 235H1V237H2ZM187 235H189L188 237H187ZM53 236V238L55 237L54 235H52ZM179 237V238H178ZM3 238V237H2ZM53 238H51V236H50V241L53 239ZM181 238V239H182ZM195 238V237H194ZM1 239V238H0ZM4 239V238H3ZM191 239H193V237H191ZM189 240V239H188ZM56 241V242H57ZM163 241V240H162ZM56 242H55V244H56ZM163 242H165V241H163ZM166 243H164V244H166ZM168 243V244H169ZM172 243L170 244V245H165L166 246V248H165V250H167V249H169V247H170V249L173 247L174 249H178L179 247L178 246H181V244H176V245H172ZM52 244H53V242H52ZM93 244V245H94ZM90 246V245H89ZM162 247V246H161ZM161 247H160V249H161ZM88 247H86L85 249H87ZM163 250V249H162ZM85 251H87V250H85ZM182 252V251H181ZM207 252V251H206ZM206 252H201V253H205V254H208V253H206ZM91 253V254H92ZM190 254H192L191 252H189ZM57 254V253H56ZM100 254H99V256H100ZM103 254H104V256H103ZM180 254V253H179ZM183 254H186V253H183ZM60 255H62V254H60ZM95 255V254H94ZM175 255H178V254H176L175 253ZM86 256V255H85ZM91 256V255H90ZM97 256V255H96ZM183 256H185V255H183ZM190 256H192V255H190ZM189 255H188V253H187V255H186V257H188V259L190 258V260H188L187 259V263H190V264H192L193 262L192 261H194L193 260V256H195V255H193L192 257H190ZM200 256H202V259L201 260H205L206 258H207V255H205V256H203L202 254H200ZM58 257V256H57ZM67 257V258H68ZM88 258H89V256H87ZM86 257V258H87ZM178 257V256H177ZM204 257H205V259H204ZM110 258V260H108ZM185 258V257H184ZM184 258L183 259H181L180 257H179V260H176L175 259V262H177V264H178V261H179V263H180V259H181V261L183 260L184 261ZM174 259V258H173ZM178 259V258H177ZM191 259H192V261H191ZM195 259V258H194ZM198 257L195 259L196 261H194V264H195V262H198ZM162 260H163V258H160L159 259V261L160 262H162ZM186 260V259H185ZM201 260L199 261V262H201ZM206 260H208V259H206ZM205 260V261H206ZM164 261V260H163ZM190 261V262H189ZM202 261V262H203ZM204 261V262H205ZM89 262H90V260H89ZM115 262V263H116ZM192 262V263H191ZM163 263H165V262H163ZM182 264H183V262H181ZM184 263H185V261H184ZM186 263V264H187ZM159 264V263H158ZM161 264V263H160Z\"/></svg>",
  "mask_w": 264,
  "mask_h": 264
}]
</instances>
